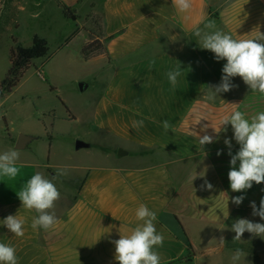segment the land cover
Wrapping results in <instances>:
<instances>
[{
    "label": "crops",
    "instance_id": "1",
    "mask_svg": "<svg viewBox=\"0 0 264 264\" xmlns=\"http://www.w3.org/2000/svg\"><path fill=\"white\" fill-rule=\"evenodd\" d=\"M96 1L56 0L75 11V22L89 13L99 15L102 39L109 38L107 57L87 61L97 65L107 81L88 120L91 134L99 139L86 142L85 148L109 143L115 150L113 161L59 167L66 170V179L54 181L61 197L51 211L60 223L48 231L31 228L37 213L24 209L17 195L40 165L18 161L21 173L14 180L0 178V243L16 249L18 264H118L112 241L141 223L135 213L144 204L156 211L155 225L164 236L163 245L155 248L161 264H230L236 250L228 245L235 236L231 227L238 218L248 219L250 204L248 190L240 192L245 198L239 206L232 203L238 192L230 188L231 157L224 141L231 140L233 155L239 145L231 125L219 135L212 127L234 107L249 115L264 110V96L237 76L230 91L206 101L208 87L221 82L226 60L217 61L214 53L201 49L194 33L197 28L207 31L208 22L234 38L255 35L257 28L264 33V0H193L186 16L177 14L172 0H99V11ZM82 5L87 12H78ZM82 27L73 36L79 58L87 41ZM39 39L47 47L46 40ZM69 44L57 49V55ZM44 64L39 65L42 71ZM175 68L181 75L173 87L166 73ZM83 85L86 90L88 84ZM139 120L143 126L133 128V121ZM165 120L171 125L167 131ZM205 134L213 142L202 146L199 137ZM118 149L128 155L117 159ZM56 172L43 175L51 179ZM8 215L25 220L23 237L2 224ZM202 221L215 231L199 246L188 233L192 224ZM243 251L246 264H264V238L248 239V250Z\"/></svg>",
    "mask_w": 264,
    "mask_h": 264
},
{
    "label": "rangeland",
    "instance_id": "2",
    "mask_svg": "<svg viewBox=\"0 0 264 264\" xmlns=\"http://www.w3.org/2000/svg\"><path fill=\"white\" fill-rule=\"evenodd\" d=\"M98 2L96 9L99 11ZM87 11L84 5L78 8L80 13ZM4 15L0 11L1 18ZM83 24L84 20L75 22L65 19L56 0H19L11 24L4 23V18L0 22V84L10 68L11 49L16 46L29 48L34 36L47 42L46 56L34 59L16 87L0 99V153L13 150L21 134L33 137L27 148L19 151L18 161L26 160L40 165L38 170L41 174L46 171L54 173L59 167L104 165L113 161L115 150L109 143L104 148L74 149L76 141L85 144L99 139L97 134H91L88 120L93 103L107 81L105 74L96 70L97 65L84 62L76 54L77 42L73 43V36ZM66 41H71V44L65 47L61 55H57V49L63 47ZM41 62H45L44 80L37 76L35 70ZM80 83L88 84V88L80 92ZM69 115L74 119H69ZM60 178L66 179V175ZM262 197L264 183L253 182L252 188L248 189V204L255 202L259 207ZM248 220L264 223L259 216L252 215L250 205ZM214 231L212 226L202 221L192 224L188 238L203 246ZM222 232L221 229L218 235ZM251 238L257 241L263 239L245 232L240 241L231 239L228 245L248 250V239Z\"/></svg>",
    "mask_w": 264,
    "mask_h": 264
},
{
    "label": "clouds",
    "instance_id": "3",
    "mask_svg": "<svg viewBox=\"0 0 264 264\" xmlns=\"http://www.w3.org/2000/svg\"><path fill=\"white\" fill-rule=\"evenodd\" d=\"M172 5L178 15L186 16L193 7V0H172ZM207 31L196 29L194 35L198 38L199 47L214 53L217 61L226 60L222 68L221 82L218 85L209 86L205 93L206 101H214L220 93L230 91L234 85L233 77H241L253 93L264 96V33L255 29V35L248 38H234L233 35L217 29L214 22L204 25ZM173 87L181 75L179 68L166 73ZM231 125L233 138L239 145V150L233 155L230 139L224 143L229 148L231 168L228 172L230 188L233 192H242L251 189L253 182L264 183V110L255 114L248 113L234 107L231 112L224 115L217 127H212L219 135ZM143 126V120L133 121V128ZM163 127L167 131L171 125L167 120L163 121ZM213 142V137L205 134L199 137V143L204 146ZM217 155H220L218 152ZM19 151L8 150L0 153V178L14 180L20 173L18 165ZM239 162L238 168L236 167ZM66 175L65 169H58L51 178L37 172L17 192L22 207L26 210H34L37 215L33 217L31 228L45 231L55 229L60 221L55 215V202L61 197L54 181L60 176ZM195 179V178H194ZM208 189L212 185L205 181ZM244 196L232 198V203L239 206ZM252 215L264 220V197L261 198L259 207L251 202ZM136 219L141 223L129 229L125 234L120 233V238L112 241L115 245V260L118 264H161V257L155 248L162 246L164 236L157 231L155 222L156 211L150 210L141 204L136 210ZM2 224L16 237L25 235V220L18 215H8ZM235 233L234 241H240L245 232L264 238V223H256L246 218H238L231 227ZM223 242L224 238L221 237ZM246 253L237 248L230 256V264H246ZM0 264H18L16 249L5 243H0Z\"/></svg>",
    "mask_w": 264,
    "mask_h": 264
},
{
    "label": "trees",
    "instance_id": "4",
    "mask_svg": "<svg viewBox=\"0 0 264 264\" xmlns=\"http://www.w3.org/2000/svg\"><path fill=\"white\" fill-rule=\"evenodd\" d=\"M19 0H1L0 11L5 13L4 23L11 24L14 20L16 8L18 7ZM60 7L62 15L65 19L73 20L76 17V13L73 9L66 8L57 2ZM3 18L0 16V22ZM84 25L82 29L87 35V41L81 46L80 57L84 62L99 56L107 57L106 42L109 38L102 39L101 35V17L99 15L89 13L84 18ZM2 30V29H1ZM47 53V47L43 40L34 36L30 48L23 49L15 47L10 50V68L7 72L6 77L1 82L0 87V99L3 97V91L7 94L16 87L24 72L32 65L34 59L41 58ZM192 253L188 256L189 259Z\"/></svg>",
    "mask_w": 264,
    "mask_h": 264
},
{
    "label": "water",
    "instance_id": "5",
    "mask_svg": "<svg viewBox=\"0 0 264 264\" xmlns=\"http://www.w3.org/2000/svg\"><path fill=\"white\" fill-rule=\"evenodd\" d=\"M78 88H79V91L82 92L83 91V84L80 83L78 85ZM6 94H7L6 91H3V95H6ZM32 140H34L33 137L21 134L18 136V138L16 139V141L14 143V149L18 150V151L24 150L27 148V146L29 145V143ZM85 147H86V144H84L83 142H80V141H76L74 144V149L76 151L80 150L82 148H85ZM127 155H128L127 152L122 150V149H118L116 152V158L117 159H121Z\"/></svg>",
    "mask_w": 264,
    "mask_h": 264
},
{
    "label": "built area",
    "instance_id": "6",
    "mask_svg": "<svg viewBox=\"0 0 264 264\" xmlns=\"http://www.w3.org/2000/svg\"><path fill=\"white\" fill-rule=\"evenodd\" d=\"M35 70H36L37 76H38L41 80H44V74H43V71L41 70V68H37V69H35Z\"/></svg>",
    "mask_w": 264,
    "mask_h": 264
}]
</instances>
